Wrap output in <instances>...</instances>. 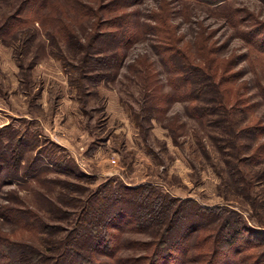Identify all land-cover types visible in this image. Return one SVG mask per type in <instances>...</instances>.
<instances>
[{
  "label": "rangeland",
  "instance_id": "1",
  "mask_svg": "<svg viewBox=\"0 0 264 264\" xmlns=\"http://www.w3.org/2000/svg\"><path fill=\"white\" fill-rule=\"evenodd\" d=\"M25 1L0 0V236L13 242L11 264H106L99 247L113 242L121 264H152L155 250L174 255L155 264H264V0H136L127 10L145 23L140 35L107 52L76 42L90 45L92 19L66 0H42L24 20L23 3L41 0ZM83 1L110 19L108 0ZM167 24L176 46L221 62L227 108L200 118L188 100L154 103L145 81L170 90L158 51Z\"/></svg>",
  "mask_w": 264,
  "mask_h": 264
},
{
  "label": "trees",
  "instance_id": "2",
  "mask_svg": "<svg viewBox=\"0 0 264 264\" xmlns=\"http://www.w3.org/2000/svg\"><path fill=\"white\" fill-rule=\"evenodd\" d=\"M30 1L31 0L25 2H27L28 4ZM66 1L68 2V5L71 8L73 7L75 9L78 18L77 20L83 22V18L92 19L90 20L91 24L89 25L91 31L85 30L87 32L85 36H87L88 42L91 46L86 45L83 42L79 43L78 40L82 37L78 36L77 34L74 35V37H76L77 39L76 42L82 47L83 45H85L87 49L90 47V49L92 50H98L96 47V44L98 42H107V46L109 47L107 49L102 50L105 52L111 49L112 51H116V49L125 48L129 45V42H131V40L137 39L140 35L137 34V32H140L137 28L138 25L145 24L141 22L139 18L133 20L130 19V15L133 14V16H136L138 11H136L135 9L127 10V7L130 3H134L136 0H108L102 8L107 9L108 12H111L112 15L110 19L103 18L100 21H96L97 16H99L96 6L88 4L83 0ZM90 1L99 2V0ZM206 2L214 3L215 1ZM41 3L42 0L39 2L38 5H31L28 10L27 5L23 6V3L22 7L19 9V17L24 20L28 19V17L20 15L30 14L34 7H36L37 10L39 9L40 11H42L43 9H41L40 7ZM48 16H53L57 19V25L58 28L61 29V31L68 32L69 29H73V26L71 25L70 21L68 19H64L62 15L60 17L48 14ZM155 18L157 19V21H163L162 24H165L167 22V18H163L160 16L159 19L158 17ZM159 23L156 24V27L160 31V27L158 26ZM112 26L118 28L120 31L115 33H113V31H106L107 29L105 28L110 29ZM167 27V29H161L165 35L161 36L160 38L162 39V42H165L169 45L167 47H165L164 45H159L158 51L163 54L162 60L163 62H165V67L169 73V76L167 77V84L169 85L170 90L165 92H160L158 90V92L154 94L155 90L158 89V85L152 83L151 81H145V87H148L153 90V92H149L148 94L154 98V103L158 104L162 102H167L166 100L172 101L175 99L188 100V104L186 105L187 113L190 116H198L200 118H203L208 115L211 110L217 111L223 108H227V105L230 104V99L227 95L229 87L224 88L226 82L219 80V78L217 77L218 68L220 67L221 62L219 63L217 62L218 60L212 59V61H210V59L207 60L204 52L201 53L203 54V57L202 55H195L192 51L190 52L188 49L185 50L181 47L176 46L174 41L176 39L174 35V30L168 24ZM115 35L118 36L114 37ZM197 57L199 58L197 59ZM161 93L164 94L162 95ZM194 101L196 103H194ZM115 215L118 217L126 216L128 215V211L126 210V208L119 209ZM108 222H114L113 226H115L116 228H120V226H118V223H116L114 220H108ZM101 243L103 242L97 243L98 247ZM116 244V242H113L112 245H109V243H105L103 244V246L101 245L99 247L102 248V250L107 253L109 257H112V261L106 264H121L126 261L127 258L118 257L116 255ZM11 247H13V242H11L7 236H0V255L2 258H10L9 256L7 257V251H14L13 248L11 249ZM1 248L5 250V252H2V254ZM159 252L156 250L154 251V258H150L152 260V264H155V258H159V260H164L168 257H170L171 259L174 257V255H172L171 253ZM182 260L183 259L176 256L175 262H180ZM86 261V257L81 256V262L79 264H86ZM12 262L13 260L12 258H10L9 264H11Z\"/></svg>",
  "mask_w": 264,
  "mask_h": 264
}]
</instances>
